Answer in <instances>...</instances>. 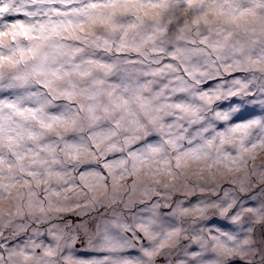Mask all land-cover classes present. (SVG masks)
<instances>
[{"label":"clouds","instance_id":"clouds-1","mask_svg":"<svg viewBox=\"0 0 264 264\" xmlns=\"http://www.w3.org/2000/svg\"><path fill=\"white\" fill-rule=\"evenodd\" d=\"M0 264H264V0H0Z\"/></svg>","mask_w":264,"mask_h":264}]
</instances>
